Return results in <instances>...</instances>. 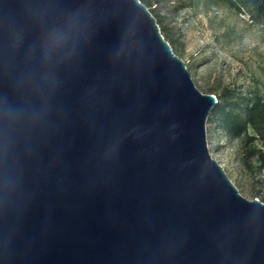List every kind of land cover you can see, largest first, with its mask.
Wrapping results in <instances>:
<instances>
[{
	"label": "water",
	"instance_id": "1",
	"mask_svg": "<svg viewBox=\"0 0 264 264\" xmlns=\"http://www.w3.org/2000/svg\"><path fill=\"white\" fill-rule=\"evenodd\" d=\"M217 101L141 0H0V264H264Z\"/></svg>",
	"mask_w": 264,
	"mask_h": 264
},
{
	"label": "rangeland",
	"instance_id": "2",
	"mask_svg": "<svg viewBox=\"0 0 264 264\" xmlns=\"http://www.w3.org/2000/svg\"><path fill=\"white\" fill-rule=\"evenodd\" d=\"M152 1L168 37L175 41L174 53L185 61L203 93L217 94L226 87L245 93L259 88L264 93V22L255 20L248 10L239 11L216 0ZM206 127L212 157L242 195L261 199L264 171L247 154L243 138L230 137L208 121Z\"/></svg>",
	"mask_w": 264,
	"mask_h": 264
},
{
	"label": "trees",
	"instance_id": "3",
	"mask_svg": "<svg viewBox=\"0 0 264 264\" xmlns=\"http://www.w3.org/2000/svg\"><path fill=\"white\" fill-rule=\"evenodd\" d=\"M141 1L156 17L162 34L167 35L165 39L172 46L175 41L168 37L167 27L162 26L163 17L154 12L153 1ZM216 2L239 11L248 10L255 20L264 22V0H216ZM209 93H214L218 101L210 112L208 123L230 137L243 138L247 154L255 157L260 170L264 171V93L259 88L245 93L229 87L217 94L213 91ZM257 142H261V145L256 144ZM260 200L264 202V195Z\"/></svg>",
	"mask_w": 264,
	"mask_h": 264
}]
</instances>
